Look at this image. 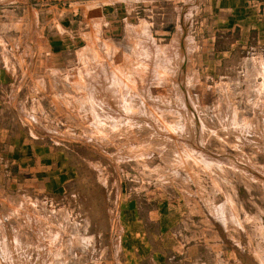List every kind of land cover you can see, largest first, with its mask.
Masks as SVG:
<instances>
[{"label": "rangeland", "instance_id": "rangeland-1", "mask_svg": "<svg viewBox=\"0 0 264 264\" xmlns=\"http://www.w3.org/2000/svg\"><path fill=\"white\" fill-rule=\"evenodd\" d=\"M0 6L1 264H184L195 244L206 264H264L263 7ZM92 70L138 92L119 125L90 101Z\"/></svg>", "mask_w": 264, "mask_h": 264}, {"label": "bare ground", "instance_id": "bare-ground-1", "mask_svg": "<svg viewBox=\"0 0 264 264\" xmlns=\"http://www.w3.org/2000/svg\"><path fill=\"white\" fill-rule=\"evenodd\" d=\"M188 19V18H187ZM146 27V26H145ZM148 28V27H147ZM148 32H149V30H148ZM101 36V35H100ZM147 36V35H146ZM148 36H149V34H148ZM147 36V37H148ZM146 37V38H147ZM149 38H151V37H149ZM148 40V39H147ZM151 41V40H150ZM180 42V41H179ZM178 42V43H179ZM104 44V43H103ZM153 44V43H152ZM6 45V44H5ZM104 45H106V44H104ZM146 45V44H145ZM175 45H176V43H175ZM106 47V46H105ZM146 47V46H145ZM155 48V47H154ZM178 48V47H177ZM101 49V48H100ZM108 49V48H107ZM176 49V48H175ZM154 50V49H153ZM179 51V50H178ZM104 52H105V50H104ZM107 52H108V50H107ZM152 53H154L153 51H151ZM145 53H147V52H145ZM151 53V54H152ZM156 53V52H155ZM112 54V53H111ZM144 54V53H143ZM148 54H150L149 53V51H148ZM150 54V55H151ZM158 56H157V58H159V54L158 53H156ZM170 54V53H169ZM176 54H177V52H176ZM178 54H180V52L178 53ZM108 55V54H107ZM154 54H152V56H153ZM109 56H110V53H109ZM155 56V55H154ZM153 56V57H154ZM164 56V55H163ZM173 56V55H172ZM176 56V55H175ZM178 56V55H177ZM153 57H152V61L150 60V62H153V60L156 58V57H154V59H153ZM169 57H170V55H169ZM107 58V57H106ZM109 58H111V57H109ZM143 58V57H142ZM145 58V57H144ZM172 58V57H171ZM179 58V57H178ZM97 59V58H96ZM113 59V58H112ZM148 59V58H147ZM143 60V59H142ZM160 60H161V58H160ZM110 61V60H109ZM144 61V60H143ZM146 61V60H145ZM144 61V62H145ZM148 61L149 60H147L146 62L148 63ZM159 61V60H158ZM162 61V60H161ZM170 61V60H169ZM168 61V62H169ZM173 61V60H172ZM93 62V61H92ZM153 63H156L157 64V60L156 61H154ZM163 63H165V61L163 62ZM162 62L160 63V64H163ZM180 63V62H179ZM158 64H159V62H158ZM166 64V63H165ZM151 65H152V63H151ZM151 65H149V67L151 66ZM168 65H169V63H168ZM99 66V65H98ZM153 66H154V64H153ZM157 66V65H156ZM155 66V67H156ZM167 66V65H166ZM171 66V65H170ZM170 66H169V68H170ZM94 67V66H93ZM105 67V66H104ZM147 67V66H146ZM106 68V67H105ZM152 69H153V67H151ZM167 68V67H166ZM173 68V67H172ZM171 68V69H172ZM146 70L148 69V68H145ZM152 69H151V71H152ZM157 69H158V67H157ZM97 70V69H96ZM101 70V69H100ZM104 70V69H103ZM156 70V69H155ZM155 70H153V72H155ZM165 70V69H164ZM109 72V71H108ZM145 72V71H144ZM83 73V72H82ZM105 73H106V70H105ZM146 73H148V71L146 72ZM149 73H151L150 72V70H149ZM148 73V74H149ZM156 73V72H155ZM91 77L93 78V80L95 81L94 82V86L92 85V88H93V92H92V98H91V103L94 105V106H97V109H100V110H97V111H100L99 112V115L101 114V112H102V110H103V114H104V110H105V114L107 115L106 117H104V118H107V120H109L110 121V119L112 120L113 118H111L113 115L114 116H116V114L117 113H119V111H120V108L122 109H126V111L128 110V112H129V110H132L131 109V105L132 104H136V102H134V103H132V99H134L135 98V96H137V94H138V92H134V91H132V88H131V90H130V88H128L127 86H126V84L125 83H123V81L122 82H114V80L115 79H111L108 75L109 74H104V75H102L101 73H100V71H95V70H92L91 71ZM158 74V73H157ZM105 75H107L108 76V78L107 77H103L102 78V76H105ZM112 75V71H111V74H110V76ZM116 75V74H115ZM151 75V74H150ZM118 76V75H117ZM116 76V77H117ZM148 76V75H147ZM155 76H156V74H155ZM151 77H153V79L154 80H156L155 78H154V74L153 75H151ZM119 78V77H118ZM141 78V77H140ZM149 78V77H148ZM157 78L159 79V77H158V75H157ZM145 79V81L147 80V78L145 77L144 78ZM138 80V79H137ZM152 80V79H151ZM162 80V79H161ZM190 80H191V78H190ZM142 81H143V79H142ZM149 81H150V79H149ZM158 81V80H157ZM140 82V81H139ZM89 83V82H88ZM137 83V82H136ZM145 83V82H144ZM158 83V82H157ZM191 83V82H190ZM138 84V83H137ZM159 84V83H158ZM140 85V84H139ZM138 85V86H139ZM151 85V84H150ZM153 85V84H152ZM151 85V86H152ZM156 85V84H155ZM134 86V85H133ZM145 86V85H144ZM146 86H149V83H148V85H146ZM146 86H145V91H147L148 92V88H146ZM150 86V87H151ZM86 87V86H85ZM157 87V86H156ZM156 87H154V88H156ZM137 88V87H136ZM141 89H139V90H141L142 91V89L144 88V87H140ZM158 88V87H157ZM144 90V89H143ZM151 90V89H150ZM156 90V89H155ZM155 90H151L150 91V94L152 93V91H153V93H154V91ZM138 91V90H137ZM145 91H144V95H145ZM146 92V94H148V95H150L149 93H147ZM175 92V91H174ZM142 93V92H141ZM156 94V93H155ZM143 95V94H142ZM143 95V96H144ZM154 95V94H153ZM110 96V97H109ZM147 96V95H146ZM151 96V95H150ZM140 98L142 97V96H139ZM139 97H137L138 98V100H139ZM145 97V96H144ZM154 97V96H153ZM146 98V97H145ZM156 98V97H155ZM130 99V101H131V103L132 104H129L130 102L129 101H127V100H129ZM148 99V98H147ZM153 100V99H152ZM176 100V99H175ZM135 101H137L136 99H135ZM125 102H127V105L125 104ZM129 102V103H128ZM139 102V101H138ZM140 102H141V99H140ZM146 102H147V100H146ZM144 103V102H143ZM147 103H149V102H147ZM139 104V103H138ZM140 104H142V102L140 103ZM144 105H145V103H144ZM158 105V104H157ZM127 106V107H126ZM141 106V105H140ZM140 106H138V107H140ZM133 107V106H132ZM134 107H136V109H137V106L135 105ZM162 107V106H161ZM96 109V108H95ZM122 109V110H123ZM135 109V110H136ZM107 110V111H106ZM134 110V109H133ZM141 110H143V106H142V108L140 109V111ZM180 110V109H179ZM96 111V110H95ZM125 111V110H124ZM123 111V112H124ZM138 111V110H137ZM122 112V111H121ZM133 112V111H132ZM135 112V111H134ZM133 112V113H134ZM142 112V111H141ZM147 112V111H146ZM93 113H94V115H95V113H97V112H94L93 111ZM102 114V115H103ZM135 114V113H134ZM138 114V113H137ZM97 115V114H96ZM120 115H122V113H120ZM131 115H132V113H131ZM103 116H105V115H103ZM97 117V116H96ZM117 117V116H116ZM116 117L113 119V120H119L120 119V117L119 118H117L116 119ZM124 117V116H123ZM143 117V116H142ZM101 118H103V117H100V118H98V121H102V123H103V121L104 120H101ZM108 118H110V119H108ZM125 118V117H124ZM123 118V119H124ZM144 118V117H143ZM146 118V117H145ZM153 118V117H152ZM122 119V118H121ZM134 119V118H133ZM136 119V118H135ZM142 119V118H141ZM112 120V121H113ZM118 120H117V122H118ZM111 121V123L112 124H114L115 122L113 121L112 122ZM116 122V123H117ZM107 123V122H106ZM115 123V124H116ZM126 123V122H125ZM137 123V122H136ZM104 124V123H103ZM115 124L113 125V126H115ZM118 124V123H117ZM91 125V124H90ZM98 125V124H97ZM119 125V124H118ZM123 126H125V125H123ZM127 126V125H126ZM134 126V125H133ZM147 126H149V125H147ZM128 127V126H127ZM135 127V126H134ZM106 128V127H105ZM140 128V127H139ZM145 130V129H144ZM187 130V129H186ZM96 132V131H95ZM260 133V132H259ZM179 134V133H178ZM94 135V134H93ZM181 135V134H180ZM261 135V134H260ZM188 157V156H187ZM190 160V159H189ZM222 207V206H221ZM224 208V207H223ZM218 210V209H217ZM219 210L221 211V210H223V209H220L219 208ZM220 211H218V212H220ZM221 213V212H220ZM220 215V214H219ZM221 215H222V213H221ZM218 216V215H217ZM223 216H224V214H223ZM225 217V216H224ZM225 219H227V218H225ZM224 220V219H223ZM25 221H26V219H25ZM228 221V220H227ZM221 222H222V220H221ZM30 223V222H29ZM224 224H226V223H224ZM228 224V223H227ZM226 224V225H227ZM31 226V225H30ZM35 227V226H34ZM37 231V230H36ZM11 236V235H10ZM52 236V235H51ZM56 237V236H55ZM4 238V237H3ZM41 239V238H40ZM4 242H6V241H4ZM50 243H52V242H50ZM4 244H6V243H4ZM20 244V243H19ZM10 245V244H9ZM5 246L6 245H4V248H5ZM8 246V245H7ZM7 246H6V249L4 250V248H2L5 252H7L8 251V248H7ZM31 246V245H30ZM45 246V245H44ZM25 247V246H24ZM41 248V247H40ZM1 249V248H0ZM13 249V248H12ZM27 250V249H26ZM9 252V251H8ZM13 252V251H12ZM42 253H43V251H42ZM5 254V253H4ZM40 254V253H39ZM8 255H9V253H8ZM41 255V254H40ZM16 258V257H15ZM263 260V259H262ZM7 261V260H6ZM11 261V260H10ZM13 262V261H12ZM263 263H264V261H263ZM1 264V263H0ZM5 264V263H4ZM12 264V263H11ZM26 264V263H25Z\"/></svg>", "mask_w": 264, "mask_h": 264}, {"label": "crops", "instance_id": "crops-1", "mask_svg": "<svg viewBox=\"0 0 264 264\" xmlns=\"http://www.w3.org/2000/svg\"><path fill=\"white\" fill-rule=\"evenodd\" d=\"M241 2L244 6L245 4L253 3L255 5H259V8L263 7L264 9V0H238ZM223 2V1H222ZM3 6V5H2ZM226 6L229 7L227 4ZM1 7V6H0ZM20 7V5H19ZM228 9V8H226ZM26 10H28V14H33L32 21L35 22L36 24H39L41 18L39 16V10L36 7H33V5L27 3L26 5ZM16 15V13H15ZM10 74L8 75V78L10 79ZM0 77L2 78L3 81L7 80V75L5 69L0 68ZM4 101L0 100V104H2ZM207 252V246L204 244H195V245H190L184 252V258L182 259L184 264H206L203 262L204 257L206 256ZM201 261V262H200Z\"/></svg>", "mask_w": 264, "mask_h": 264}]
</instances>
